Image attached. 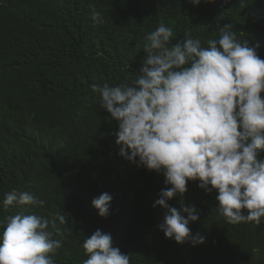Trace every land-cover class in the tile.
<instances>
[{"label": "trees", "instance_id": "16d2710c", "mask_svg": "<svg viewBox=\"0 0 264 264\" xmlns=\"http://www.w3.org/2000/svg\"><path fill=\"white\" fill-rule=\"evenodd\" d=\"M93 6L103 23L92 20ZM160 22L173 29V43L189 34L206 43L231 26L264 59V0H0V205L12 190L44 201L0 207V225L20 212L55 220L54 264H84L83 242L97 229L130 264H264V221L227 223L217 193L198 181L168 203L195 208L189 227L205 242L165 238V210L153 207L164 177L121 155L118 126L92 91L135 79L145 37ZM104 192L112 196L106 218L92 207Z\"/></svg>", "mask_w": 264, "mask_h": 264}, {"label": "clouds", "instance_id": "9594fccd", "mask_svg": "<svg viewBox=\"0 0 264 264\" xmlns=\"http://www.w3.org/2000/svg\"><path fill=\"white\" fill-rule=\"evenodd\" d=\"M91 15L103 23L94 6ZM173 39V29L160 22L145 37V57L131 83L91 88L118 126L121 155L164 177L168 187L153 204L165 210L159 229L177 244L196 246L205 238L191 233L189 224L199 219L195 208L178 210L168 203L187 192L189 181L217 193V208L227 223L264 221V59L259 45L238 40L231 26L206 43L191 34ZM111 201L104 192L93 198L92 207L106 218ZM43 204L29 191L12 190L0 207ZM57 219L65 222L64 216ZM55 223L24 212L6 217L0 225V264H54L52 256L61 246L49 231ZM82 247L84 264H130V255L99 229Z\"/></svg>", "mask_w": 264, "mask_h": 264}]
</instances>
